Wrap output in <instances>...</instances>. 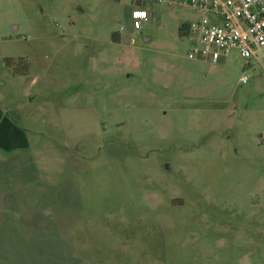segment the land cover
I'll return each mask as SVG.
<instances>
[{
  "label": "rangeland",
  "instance_id": "obj_1",
  "mask_svg": "<svg viewBox=\"0 0 264 264\" xmlns=\"http://www.w3.org/2000/svg\"><path fill=\"white\" fill-rule=\"evenodd\" d=\"M139 2L0 0V264H264V48L191 59L200 15Z\"/></svg>",
  "mask_w": 264,
  "mask_h": 264
},
{
  "label": "built area",
  "instance_id": "obj_2",
  "mask_svg": "<svg viewBox=\"0 0 264 264\" xmlns=\"http://www.w3.org/2000/svg\"><path fill=\"white\" fill-rule=\"evenodd\" d=\"M170 7L190 8L200 15L198 21L188 23V56L191 59L217 63L222 57L238 49L246 59L257 57L264 48V0H155ZM136 26L150 20L151 9L133 11ZM242 82L248 77H242Z\"/></svg>",
  "mask_w": 264,
  "mask_h": 264
},
{
  "label": "crops",
  "instance_id": "obj_3",
  "mask_svg": "<svg viewBox=\"0 0 264 264\" xmlns=\"http://www.w3.org/2000/svg\"><path fill=\"white\" fill-rule=\"evenodd\" d=\"M139 1L140 0H138V2ZM139 3L138 6H141L142 4ZM26 134V129L17 126L15 122L0 109V155H10L11 153L20 155L21 152L28 147ZM27 185V182L10 183L8 181H0V241L3 239L2 237L7 236V228L9 227L7 222L10 219L9 205L15 203L19 204L17 205L18 208L21 207L20 204L24 202L23 198L25 196H23V194L25 195V188ZM9 187L16 188V190L13 193L9 192V189H7ZM31 187L40 188L36 183L31 184ZM16 194H19V197H15ZM0 250H3V242H0Z\"/></svg>",
  "mask_w": 264,
  "mask_h": 264
},
{
  "label": "trees",
  "instance_id": "obj_4",
  "mask_svg": "<svg viewBox=\"0 0 264 264\" xmlns=\"http://www.w3.org/2000/svg\"><path fill=\"white\" fill-rule=\"evenodd\" d=\"M188 23H184L181 27H180V32L183 33L182 31H184V29L187 27ZM119 33H115L113 35V38L115 41H117ZM20 72L23 74H28L29 73V65L28 62H23L22 59H20Z\"/></svg>",
  "mask_w": 264,
  "mask_h": 264
}]
</instances>
